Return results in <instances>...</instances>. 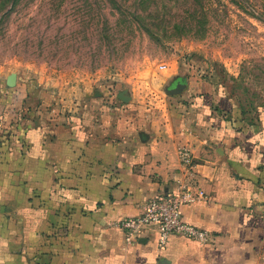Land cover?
<instances>
[{
    "label": "crops",
    "instance_id": "0c3cea01",
    "mask_svg": "<svg viewBox=\"0 0 264 264\" xmlns=\"http://www.w3.org/2000/svg\"><path fill=\"white\" fill-rule=\"evenodd\" d=\"M184 84L160 114L59 131L0 87V264H264V111L244 122L224 90ZM182 188L203 193L181 214L211 242L161 249L146 227L127 244L120 223Z\"/></svg>",
    "mask_w": 264,
    "mask_h": 264
},
{
    "label": "rangeland",
    "instance_id": "374dc122",
    "mask_svg": "<svg viewBox=\"0 0 264 264\" xmlns=\"http://www.w3.org/2000/svg\"><path fill=\"white\" fill-rule=\"evenodd\" d=\"M9 79L45 130L160 114L190 81L224 90L255 122L264 0H0V87Z\"/></svg>",
    "mask_w": 264,
    "mask_h": 264
},
{
    "label": "built area",
    "instance_id": "2783aa9c",
    "mask_svg": "<svg viewBox=\"0 0 264 264\" xmlns=\"http://www.w3.org/2000/svg\"><path fill=\"white\" fill-rule=\"evenodd\" d=\"M181 161L185 165H190L191 155L188 152L182 153ZM203 198L201 191L194 194L189 189L182 188L151 199L140 216L125 219L120 223L127 244L133 243L146 227L157 229L161 249H165L173 237H182L201 244L210 243L209 233L186 223L181 214L183 207Z\"/></svg>",
    "mask_w": 264,
    "mask_h": 264
},
{
    "label": "water",
    "instance_id": "95a60500",
    "mask_svg": "<svg viewBox=\"0 0 264 264\" xmlns=\"http://www.w3.org/2000/svg\"><path fill=\"white\" fill-rule=\"evenodd\" d=\"M7 84H8L9 87H14L15 86L14 81H12L10 79L7 81ZM185 87H186L185 84L178 83L171 90L168 91L169 95L171 97L180 95L181 92L185 89Z\"/></svg>",
    "mask_w": 264,
    "mask_h": 264
},
{
    "label": "trees",
    "instance_id": "16d2710c",
    "mask_svg": "<svg viewBox=\"0 0 264 264\" xmlns=\"http://www.w3.org/2000/svg\"><path fill=\"white\" fill-rule=\"evenodd\" d=\"M261 108H262V111H264V107H261ZM262 111H261V112H262ZM258 119H259V118H258ZM242 120H243V119H242ZM243 121H244V120H243ZM244 122H245V121H244ZM247 123H249V122H247ZM250 123H252V122H250Z\"/></svg>",
    "mask_w": 264,
    "mask_h": 264
}]
</instances>
